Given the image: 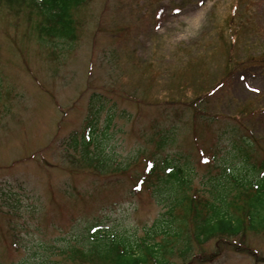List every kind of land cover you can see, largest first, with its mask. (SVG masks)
Instances as JSON below:
<instances>
[{"label":"rangeland","instance_id":"rangeland-1","mask_svg":"<svg viewBox=\"0 0 264 264\" xmlns=\"http://www.w3.org/2000/svg\"><path fill=\"white\" fill-rule=\"evenodd\" d=\"M39 18L0 3V264H99L62 252L98 225L162 243L165 191L134 190L150 159L181 157L200 201L222 169L264 164V0H86L70 42L41 39ZM97 101L89 149L106 171L68 146ZM184 224L168 264H264L261 232L201 241Z\"/></svg>","mask_w":264,"mask_h":264},{"label":"trees","instance_id":"trees-1","mask_svg":"<svg viewBox=\"0 0 264 264\" xmlns=\"http://www.w3.org/2000/svg\"><path fill=\"white\" fill-rule=\"evenodd\" d=\"M1 2L7 3L12 9L25 7L30 9V12L36 11L40 18L34 28L41 39L52 38L70 42L76 36L73 11L86 0H0ZM97 104L98 101L93 103L94 109L87 118L86 135L79 139L72 135L68 139V146L74 150L79 149L80 158L86 164L98 171H106L114 168L111 157L89 149L91 132L89 136L88 132L92 130L93 124L95 125L101 110ZM159 141V144H163L165 140ZM237 146L247 161L248 151L245 147ZM145 168L148 176L140 177L134 190L139 191L144 183L146 185L149 180H154L155 194L165 191L159 195L158 202L168 207L164 217L159 218L153 228V233L164 235L163 242L148 243V240L143 239L141 243L132 244L123 237L106 234L98 225L90 228L94 234L90 236V246L66 248L62 250L63 254L67 252L70 258L84 257L99 264H168L165 254L172 252V249L167 247L168 243L184 236L186 219L192 223L194 238L201 241L215 236H236L246 230L261 232L264 235V164L251 166L248 173L242 174L222 169L218 175L211 176L210 197H203V201L198 199L196 192L185 191L190 190L192 179L189 176L188 164L181 157L150 159ZM1 194L5 205L7 201L4 196L7 192L3 189ZM178 208L183 212L181 217L175 213ZM186 251L189 252V246L180 250V253L185 254Z\"/></svg>","mask_w":264,"mask_h":264},{"label":"snow or ice","instance_id":"snow-or-ice-1","mask_svg":"<svg viewBox=\"0 0 264 264\" xmlns=\"http://www.w3.org/2000/svg\"><path fill=\"white\" fill-rule=\"evenodd\" d=\"M256 91H259V89H255ZM205 162H207V161H205Z\"/></svg>","mask_w":264,"mask_h":264}]
</instances>
